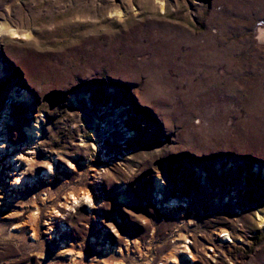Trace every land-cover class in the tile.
<instances>
[{
	"label": "rangeland",
	"instance_id": "1",
	"mask_svg": "<svg viewBox=\"0 0 264 264\" xmlns=\"http://www.w3.org/2000/svg\"><path fill=\"white\" fill-rule=\"evenodd\" d=\"M262 32L264 0H0V264H264Z\"/></svg>",
	"mask_w": 264,
	"mask_h": 264
},
{
	"label": "bare ground",
	"instance_id": "2",
	"mask_svg": "<svg viewBox=\"0 0 264 264\" xmlns=\"http://www.w3.org/2000/svg\"><path fill=\"white\" fill-rule=\"evenodd\" d=\"M258 31V30H257ZM12 36H16L15 33L13 32H10ZM264 33V32H262ZM261 33V34H262ZM259 34V33H257ZM260 36V35H258ZM257 36V37H258ZM262 36V35H261ZM258 39V38H257ZM261 40V38L259 39ZM258 42V41H257ZM263 43V42H262ZM25 98H27L26 96H24L23 94H19L17 96V101H24ZM40 132H41V126H40V122L37 121L30 129H28V134L29 135H33L32 137H39L40 136ZM28 135V136H29ZM92 137L94 136V133L92 131L91 133ZM93 147L96 148V146L93 144ZM52 167V166H51ZM52 169V168H51ZM52 171V170H51ZM263 178H264V172H263ZM19 182V181H18ZM165 189H166V185L164 184V182H162L161 180H158L155 182L154 184V190H153V197L157 203V205L159 206H165V207H168V208H172L173 206H176L178 204H181L180 201H178L176 198L175 199H170V200H166L164 198V192H165ZM72 196V195H71ZM35 211V209H34ZM255 221L256 223L259 225V226H264V209L263 210H258L256 213H255ZM34 215V214H33ZM225 235L223 236H226L228 239L230 237H228V234L224 232ZM29 238L31 240H33L35 238V233L33 231H30L29 233ZM230 240V239H229ZM127 241V240H126ZM231 242H233L232 240H230ZM182 246H180L177 251H178V254H182V248H183V251L185 253H188L189 255H187L189 259H193V256L191 255V252L189 251V244H190V241L187 240L186 237H183L182 239ZM181 248V249H180ZM172 264H176L177 261L176 259H172L171 261Z\"/></svg>",
	"mask_w": 264,
	"mask_h": 264
}]
</instances>
